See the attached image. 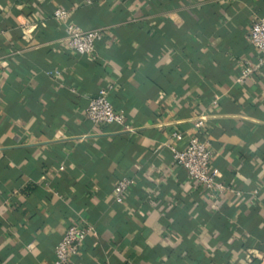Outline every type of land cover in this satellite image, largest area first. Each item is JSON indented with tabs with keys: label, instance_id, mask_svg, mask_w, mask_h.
Instances as JSON below:
<instances>
[{
	"label": "crops",
	"instance_id": "obj_1",
	"mask_svg": "<svg viewBox=\"0 0 264 264\" xmlns=\"http://www.w3.org/2000/svg\"><path fill=\"white\" fill-rule=\"evenodd\" d=\"M58 7L102 30L93 53L68 48ZM256 17L264 0H0V264H52L71 223L91 231L69 264H264V66L236 80ZM107 85L129 131L83 115ZM200 112L220 194L166 149Z\"/></svg>",
	"mask_w": 264,
	"mask_h": 264
},
{
	"label": "built area",
	"instance_id": "obj_2",
	"mask_svg": "<svg viewBox=\"0 0 264 264\" xmlns=\"http://www.w3.org/2000/svg\"><path fill=\"white\" fill-rule=\"evenodd\" d=\"M50 16L62 25L68 48L77 54L93 53L96 42L102 39V30L100 29L82 30L77 25L67 23V10L64 8H54ZM246 38L258 55L252 65L242 68L236 78L238 82L243 81L247 76L264 66V17H256L252 20ZM57 73V71L54 72L55 75ZM111 87V85H107L98 88L96 93L88 99L83 115L92 125L113 124L123 128L124 131H129L130 128L124 114L122 111L116 110L107 98ZM212 104H215V100L212 101ZM208 117L204 112H200L196 116L192 122L195 134L186 139L182 148H178L176 144H168L166 149L172 166L183 168L192 184L213 195L224 192L228 187L221 183L219 174L210 166L208 141L197 135L204 129ZM170 138L175 142H179L182 139V134L171 131ZM129 185L130 178L127 176H121L114 182L111 188L114 202L119 203L122 201ZM258 191L264 196V187L259 190L253 188L251 193L256 194ZM233 192L235 195L239 194L237 190H233ZM89 231H91V228L88 226L78 223L69 224L53 247L52 264H69V258L77 253L82 240Z\"/></svg>",
	"mask_w": 264,
	"mask_h": 264
}]
</instances>
